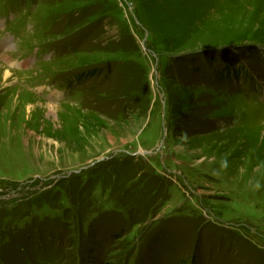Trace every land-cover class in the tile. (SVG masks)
Here are the masks:
<instances>
[{"label":"rangeland","instance_id":"obj_1","mask_svg":"<svg viewBox=\"0 0 264 264\" xmlns=\"http://www.w3.org/2000/svg\"><path fill=\"white\" fill-rule=\"evenodd\" d=\"M0 71V264H264V0H0Z\"/></svg>","mask_w":264,"mask_h":264},{"label":"bare ground","instance_id":"obj_2","mask_svg":"<svg viewBox=\"0 0 264 264\" xmlns=\"http://www.w3.org/2000/svg\"><path fill=\"white\" fill-rule=\"evenodd\" d=\"M0 72H1V71H0ZM1 74H2V77H3L4 81H6V80L9 79V73H8L7 71H2ZM23 92H24V91H23ZM20 93H22V92H20ZM25 94H26V93H25ZM25 94H24V95H25ZM26 97L31 99V97H29V96H26ZM50 108H51V107H50Z\"/></svg>","mask_w":264,"mask_h":264},{"label":"trees","instance_id":"obj_3","mask_svg":"<svg viewBox=\"0 0 264 264\" xmlns=\"http://www.w3.org/2000/svg\"><path fill=\"white\" fill-rule=\"evenodd\" d=\"M77 80V79H76ZM78 82V81H77ZM84 190V189H83Z\"/></svg>","mask_w":264,"mask_h":264}]
</instances>
